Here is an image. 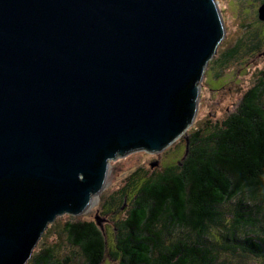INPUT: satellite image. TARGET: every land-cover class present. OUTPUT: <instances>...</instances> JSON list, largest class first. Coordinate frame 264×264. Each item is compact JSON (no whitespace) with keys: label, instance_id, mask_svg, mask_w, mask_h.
<instances>
[{"label":"water","instance_id":"1","mask_svg":"<svg viewBox=\"0 0 264 264\" xmlns=\"http://www.w3.org/2000/svg\"><path fill=\"white\" fill-rule=\"evenodd\" d=\"M224 38L215 0H0V264L83 215L109 162L187 145Z\"/></svg>","mask_w":264,"mask_h":264},{"label":"trees","instance_id":"2","mask_svg":"<svg viewBox=\"0 0 264 264\" xmlns=\"http://www.w3.org/2000/svg\"><path fill=\"white\" fill-rule=\"evenodd\" d=\"M254 38L250 42L263 39L257 32ZM242 45L209 62L210 69L225 67ZM260 75L232 114L188 134L173 164L129 175L105 206L109 214L130 198L111 238L91 221H67V248L43 246L27 264H103L106 257L110 264H264V71Z\"/></svg>","mask_w":264,"mask_h":264},{"label":"rangeland","instance_id":"3","mask_svg":"<svg viewBox=\"0 0 264 264\" xmlns=\"http://www.w3.org/2000/svg\"><path fill=\"white\" fill-rule=\"evenodd\" d=\"M215 3L224 25L225 38L218 46L212 60H216L220 54L235 47L238 43L242 42L243 45L238 53L228 60L227 65L220 70L210 69L208 64L204 78L199 84L195 120L186 135L202 127L206 120L211 124L223 121L235 111L243 94L258 81L263 80L260 72L264 71V25L260 24L257 19L258 9L263 0H215ZM256 32L257 36L263 39L258 38L254 42H258L257 47H253L254 43L250 42V39L254 38ZM184 145L185 139L181 137L159 155L137 151L122 159L109 162L104 189L98 197L93 198V204L79 217L68 215L57 217L55 222L48 227L34 252L43 246L54 243L63 244L67 248L65 237L62 234L64 224L71 220L95 223L99 219V226H102L107 238H111L114 222L125 217L130 205V198L126 200L128 205L123 209L116 211L114 208L111 213L107 214L105 206L109 202V197L124 186L129 175L137 168H143L144 171L150 173V166L154 162H159L165 167L172 164L176 157L181 156L185 151ZM178 147H181L182 152H178L176 156L171 154ZM159 170L160 167H156L154 171ZM144 171L143 173H145ZM103 264H110L107 257ZM244 264L259 263L247 261Z\"/></svg>","mask_w":264,"mask_h":264},{"label":"flooded vegetation","instance_id":"4","mask_svg":"<svg viewBox=\"0 0 264 264\" xmlns=\"http://www.w3.org/2000/svg\"><path fill=\"white\" fill-rule=\"evenodd\" d=\"M185 146V145H184ZM167 150V149H166ZM165 150V151H166ZM178 152H181V147H178L175 151L171 152V154H173L174 156H176L178 154ZM175 161V160H174ZM158 166L157 167H163L165 168V166L159 162H157ZM173 164V163H172ZM156 168V167H155Z\"/></svg>","mask_w":264,"mask_h":264},{"label":"bare ground","instance_id":"5","mask_svg":"<svg viewBox=\"0 0 264 264\" xmlns=\"http://www.w3.org/2000/svg\"><path fill=\"white\" fill-rule=\"evenodd\" d=\"M94 200V199H93ZM93 200H92V202H91V205L93 204Z\"/></svg>","mask_w":264,"mask_h":264}]
</instances>
